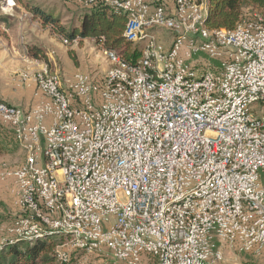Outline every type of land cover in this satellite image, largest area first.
I'll use <instances>...</instances> for the list:
<instances>
[{
    "label": "built area",
    "instance_id": "obj_1",
    "mask_svg": "<svg viewBox=\"0 0 264 264\" xmlns=\"http://www.w3.org/2000/svg\"><path fill=\"white\" fill-rule=\"evenodd\" d=\"M83 3L124 14L138 54L98 44L105 70L47 63L43 100H0L24 153L0 161L19 208L4 243L58 234L108 264H264V16L209 28L210 0Z\"/></svg>",
    "mask_w": 264,
    "mask_h": 264
},
{
    "label": "rangeland",
    "instance_id": "obj_2",
    "mask_svg": "<svg viewBox=\"0 0 264 264\" xmlns=\"http://www.w3.org/2000/svg\"><path fill=\"white\" fill-rule=\"evenodd\" d=\"M8 0H0V92L11 91L12 84L16 75L13 73L15 67L6 69L8 58L12 50L18 54H22L19 45L17 44L20 35H23L25 40L31 43H39L44 46L46 52L51 57V66L57 65L66 76H71L77 70L85 71L89 68H97L99 71L107 68V62L103 58L97 44L92 39H77L72 45H64L55 39L54 33L49 28H43L38 22L34 21L22 4L17 0L12 10H8L5 6ZM31 5L41 6L49 9L54 14L61 16L62 23L66 26L71 23L79 25L80 19L84 12L89 8L85 6L83 0H23ZM254 16H264L258 9L246 7L243 11V18ZM6 22H2L3 19ZM162 33V32H161ZM72 52L74 58L69 54ZM12 146H14L12 144ZM15 188L13 182H11ZM16 191V189H15ZM17 193V192H16ZM1 204V201H0ZM15 210L9 211L7 206L0 211V246L5 242V230L10 223V219L19 212L17 200ZM1 207V206H0ZM60 252L66 256V262L58 264H108L109 259H105V254L97 255L76 251L67 246H59ZM242 254H228L225 257L224 264H239L242 262Z\"/></svg>",
    "mask_w": 264,
    "mask_h": 264
},
{
    "label": "trees",
    "instance_id": "obj_3",
    "mask_svg": "<svg viewBox=\"0 0 264 264\" xmlns=\"http://www.w3.org/2000/svg\"><path fill=\"white\" fill-rule=\"evenodd\" d=\"M17 1L34 21L43 28H49L54 35L63 36L68 45H72L78 38L92 39L97 45L116 50L123 60L134 59L138 54L137 48L123 35L126 16L107 5H93L84 12L79 25L71 23L66 26L59 14L23 0ZM246 7L256 8L264 15V0H210L205 24L209 28L232 29L243 18ZM29 51L35 57L44 55V51L38 46L30 47ZM69 54L74 58L72 52ZM65 241L63 235L56 234L34 241L20 239L13 244L4 243L0 247V264H58L61 261L57 258V248Z\"/></svg>",
    "mask_w": 264,
    "mask_h": 264
},
{
    "label": "crops",
    "instance_id": "obj_4",
    "mask_svg": "<svg viewBox=\"0 0 264 264\" xmlns=\"http://www.w3.org/2000/svg\"><path fill=\"white\" fill-rule=\"evenodd\" d=\"M2 22L5 23L6 20ZM54 36L56 40L62 43L57 35ZM24 38L23 35H20L17 42L19 45L18 48L22 50V54L20 55L12 50L8 58H4L8 61V64L5 66L7 67L6 69L15 67L13 73L16 75V79L14 78L13 80V89H11V91L0 92V100L29 108L43 100L41 94L36 95V84L33 80V76L36 72L50 64L51 61L48 57H51V55L46 52V48L41 44L34 42L31 43ZM32 46H38L41 48L44 51V55H38L35 57L29 51ZM23 74H27V80H23ZM0 81L2 80L0 79ZM12 144L14 146H12ZM23 159L24 153L19 149L9 127L0 122V161L8 166H15L20 164ZM11 182V180H7L0 184V211L4 210L2 207L5 208L6 206L9 211L15 210L14 205H16L17 193Z\"/></svg>",
    "mask_w": 264,
    "mask_h": 264
}]
</instances>
